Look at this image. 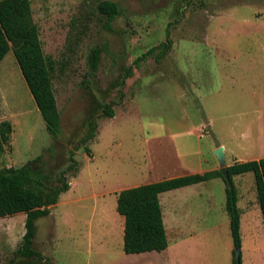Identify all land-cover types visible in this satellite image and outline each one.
<instances>
[{
    "label": "rangeland",
    "instance_id": "obj_1",
    "mask_svg": "<svg viewBox=\"0 0 264 264\" xmlns=\"http://www.w3.org/2000/svg\"><path fill=\"white\" fill-rule=\"evenodd\" d=\"M30 1L43 52L55 62L61 133H48L7 53L0 62V122H10L12 133L0 169L42 155L54 182L70 156L78 168L66 173L70 188L50 214L36 220L33 249L43 259L16 253L24 234L21 213L0 219V264H232L222 178L177 190L175 212L170 194H160L168 240L160 253L123 252L124 218L116 202L124 189L190 169L220 171L218 147L227 164L264 158V0H108L120 10L110 30L97 9L105 0ZM167 35L172 45L162 58L132 66ZM95 47L101 58L89 75ZM130 66L132 75L122 84ZM110 102L114 116L108 118L103 111ZM232 181L240 264H264L253 174Z\"/></svg>",
    "mask_w": 264,
    "mask_h": 264
},
{
    "label": "trees",
    "instance_id": "obj_2",
    "mask_svg": "<svg viewBox=\"0 0 264 264\" xmlns=\"http://www.w3.org/2000/svg\"><path fill=\"white\" fill-rule=\"evenodd\" d=\"M104 18L103 27L111 29V24L119 15L115 2L102 1L97 6ZM171 41L166 36L165 42L148 49L138 56L132 66L139 67L148 57L156 60L162 58L171 48ZM12 52L21 75L40 112L48 133L56 138L61 133V120L52 87L55 62L43 52L39 28L33 20L30 0H0V62L7 53ZM101 50L91 49L88 56L89 75H93L99 65ZM125 69L122 84L132 75L133 67ZM113 103H107L103 116H114ZM96 126H93V131ZM12 133L8 121L0 122V153L5 150ZM92 133L90 138H92ZM89 138V139H90ZM90 154V149L85 146ZM77 162L70 156L68 167L52 181L43 156L39 155L20 167L0 169V219L25 214L24 234L16 250L19 257L25 259H43L41 253L33 249L36 233V220L47 217L50 207L57 204L59 195L69 190L66 173L77 171ZM229 183L224 180L221 171H210L204 174L185 175L162 180L120 191L117 195L116 212L124 218L123 252L141 254L162 252L168 247V240L159 195L171 190L183 188L222 178L225 188V211L229 218V229L234 250L240 248V214L237 208L238 194L232 178L252 173L257 204L264 224V158L247 162H235L227 166ZM232 252V264H237Z\"/></svg>",
    "mask_w": 264,
    "mask_h": 264
},
{
    "label": "crops",
    "instance_id": "obj_3",
    "mask_svg": "<svg viewBox=\"0 0 264 264\" xmlns=\"http://www.w3.org/2000/svg\"><path fill=\"white\" fill-rule=\"evenodd\" d=\"M225 160H226V157H225ZM233 163L231 164H227L226 162V166H229V165H232ZM187 169H190L188 167H186ZM210 171H217L216 169L215 170H210ZM210 171H203V170H198V171H195V170H192L190 169L189 172H188V175H193V174H204L206 172H210ZM182 176V175H181ZM181 176H178V177H181ZM176 178V177H175ZM201 184H204L203 182L202 183H198V184H194V185H190V186H185L183 188H179V189H176V190H171V191H168V194H170L168 196V200H169V210L171 212H175L174 210V207L177 205V201L178 199H176V196H175V192L177 190H180V189H183V190H186L187 188L189 189L190 187H195V186H198V185H201ZM165 193V192H164ZM160 196V195H159ZM160 201V200H159ZM257 201V200H256ZM238 203V202H237ZM161 205V204H160ZM163 214V213H162ZM241 219V218H240ZM241 221V220H240ZM179 233H182V227H180L179 229ZM148 253V252H147ZM150 253V252H149ZM142 254V253H141Z\"/></svg>",
    "mask_w": 264,
    "mask_h": 264
},
{
    "label": "water",
    "instance_id": "obj_4",
    "mask_svg": "<svg viewBox=\"0 0 264 264\" xmlns=\"http://www.w3.org/2000/svg\"><path fill=\"white\" fill-rule=\"evenodd\" d=\"M214 155L216 156L219 166H220V171L224 177V180L229 183L230 179L227 173V166H226V160H225V154H224V149L222 147H218L214 151ZM234 256L237 264H240V250L239 248L234 250Z\"/></svg>",
    "mask_w": 264,
    "mask_h": 264
},
{
    "label": "bare ground",
    "instance_id": "obj_5",
    "mask_svg": "<svg viewBox=\"0 0 264 264\" xmlns=\"http://www.w3.org/2000/svg\"><path fill=\"white\" fill-rule=\"evenodd\" d=\"M101 216V215H100ZM97 218V217H96ZM99 220V219H98ZM110 222V221H109ZM114 228V227H113ZM115 229V228H114Z\"/></svg>",
    "mask_w": 264,
    "mask_h": 264
}]
</instances>
